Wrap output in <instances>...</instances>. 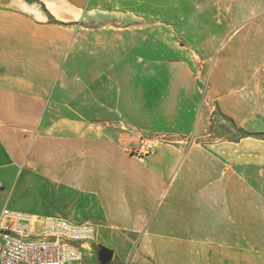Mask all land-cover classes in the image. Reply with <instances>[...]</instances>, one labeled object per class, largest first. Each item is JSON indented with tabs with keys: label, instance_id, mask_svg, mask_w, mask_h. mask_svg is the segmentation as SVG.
<instances>
[{
	"label": "crops",
	"instance_id": "1",
	"mask_svg": "<svg viewBox=\"0 0 264 264\" xmlns=\"http://www.w3.org/2000/svg\"><path fill=\"white\" fill-rule=\"evenodd\" d=\"M248 173L264 0H0V211L92 222L81 264H201L262 210Z\"/></svg>",
	"mask_w": 264,
	"mask_h": 264
},
{
	"label": "built area",
	"instance_id": "2",
	"mask_svg": "<svg viewBox=\"0 0 264 264\" xmlns=\"http://www.w3.org/2000/svg\"><path fill=\"white\" fill-rule=\"evenodd\" d=\"M165 135L141 137L131 154L153 155ZM92 222H74L51 215H34L4 207L0 211V264H72L80 262L86 244L93 241Z\"/></svg>",
	"mask_w": 264,
	"mask_h": 264
},
{
	"label": "rangeland",
	"instance_id": "3",
	"mask_svg": "<svg viewBox=\"0 0 264 264\" xmlns=\"http://www.w3.org/2000/svg\"><path fill=\"white\" fill-rule=\"evenodd\" d=\"M211 137L215 140L220 138L218 136ZM247 179L258 189L262 196V210H256L260 213L255 215L254 209H248L245 216L244 231L225 233L226 236L221 243L224 248H209L210 258L203 259L207 263L201 264H264V176L262 178L258 177L255 181L254 177L248 173ZM99 249L100 247L97 244L92 245L94 256L92 261L96 264H101L98 261ZM82 258L84 263H87L91 255L85 254ZM72 264H81V262Z\"/></svg>",
	"mask_w": 264,
	"mask_h": 264
},
{
	"label": "water",
	"instance_id": "4",
	"mask_svg": "<svg viewBox=\"0 0 264 264\" xmlns=\"http://www.w3.org/2000/svg\"><path fill=\"white\" fill-rule=\"evenodd\" d=\"M112 257L113 250L111 248H108L106 246H100V249L98 251V261H100L101 264L109 263Z\"/></svg>",
	"mask_w": 264,
	"mask_h": 264
}]
</instances>
